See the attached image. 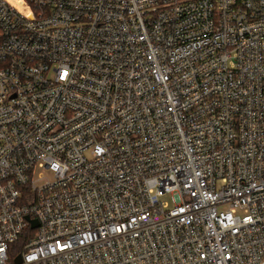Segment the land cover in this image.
<instances>
[{
    "label": "built area",
    "instance_id": "1",
    "mask_svg": "<svg viewBox=\"0 0 264 264\" xmlns=\"http://www.w3.org/2000/svg\"><path fill=\"white\" fill-rule=\"evenodd\" d=\"M0 264H264V0H0Z\"/></svg>",
    "mask_w": 264,
    "mask_h": 264
},
{
    "label": "water",
    "instance_id": "2",
    "mask_svg": "<svg viewBox=\"0 0 264 264\" xmlns=\"http://www.w3.org/2000/svg\"><path fill=\"white\" fill-rule=\"evenodd\" d=\"M31 223H32V225H33V227H37L38 226V223H37V221H31ZM20 262V260L18 259V260H16V263H19Z\"/></svg>",
    "mask_w": 264,
    "mask_h": 264
},
{
    "label": "trees",
    "instance_id": "3",
    "mask_svg": "<svg viewBox=\"0 0 264 264\" xmlns=\"http://www.w3.org/2000/svg\"><path fill=\"white\" fill-rule=\"evenodd\" d=\"M21 242H19V244H20Z\"/></svg>",
    "mask_w": 264,
    "mask_h": 264
}]
</instances>
